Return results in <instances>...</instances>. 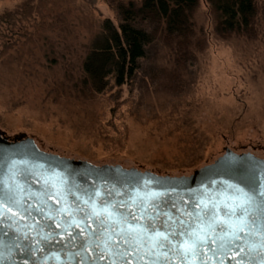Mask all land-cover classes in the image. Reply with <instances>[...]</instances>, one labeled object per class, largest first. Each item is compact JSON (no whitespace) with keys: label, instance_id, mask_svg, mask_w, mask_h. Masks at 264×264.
<instances>
[{"label":"rangeland","instance_id":"rangeland-1","mask_svg":"<svg viewBox=\"0 0 264 264\" xmlns=\"http://www.w3.org/2000/svg\"><path fill=\"white\" fill-rule=\"evenodd\" d=\"M255 2V37L218 36L199 0L202 41L187 63L157 42L133 82L88 97L82 61L103 18L117 23L107 0H0V131L75 160L171 176L225 148L264 159V0Z\"/></svg>","mask_w":264,"mask_h":264},{"label":"water","instance_id":"water-1","mask_svg":"<svg viewBox=\"0 0 264 264\" xmlns=\"http://www.w3.org/2000/svg\"><path fill=\"white\" fill-rule=\"evenodd\" d=\"M238 188L264 195V159L225 148L222 155L189 175L171 176L75 160L40 149L31 137H8L0 131V200L4 202L0 208L4 212L0 217V264H111L110 255L98 259L104 254V228L111 226L110 221L101 224L103 216L98 215L106 205L125 215L135 214L136 201L155 193L160 211L172 218L195 224L198 217L214 213L223 221L227 206L238 203ZM7 195L19 207L9 204ZM120 204L125 207L119 208ZM8 207L15 216L7 212ZM92 233L100 238V248L85 243L95 239ZM237 234L244 237L236 241L241 247L264 242L257 235ZM215 235L223 233L217 229ZM47 236L53 238L44 243ZM211 248L204 249V264H248L249 258L238 248H225L215 255ZM143 254L130 249L125 259L131 264H147L151 258L142 261L139 256Z\"/></svg>","mask_w":264,"mask_h":264},{"label":"trees","instance_id":"trees-1","mask_svg":"<svg viewBox=\"0 0 264 264\" xmlns=\"http://www.w3.org/2000/svg\"><path fill=\"white\" fill-rule=\"evenodd\" d=\"M107 2L116 13L117 23L103 18L99 32L90 43L82 61L83 74L79 80V90L84 96L92 97L110 87L133 82L141 70V61L148 58L149 47L157 42L170 49L175 61L187 63L193 40L202 41L195 35L194 12L199 0ZM205 2L218 36L255 37L260 16L255 0ZM150 73L159 74L156 70ZM171 81L177 82L175 77Z\"/></svg>","mask_w":264,"mask_h":264},{"label":"snow or ice","instance_id":"snow-or-ice-1","mask_svg":"<svg viewBox=\"0 0 264 264\" xmlns=\"http://www.w3.org/2000/svg\"><path fill=\"white\" fill-rule=\"evenodd\" d=\"M237 192L240 193L235 198L238 203L227 206L223 221L214 213L212 215L205 213L204 217H198V223L195 224L186 223L180 217L172 218L168 213L161 212L156 202L158 194L155 193L146 194L144 198L136 201L135 214L125 215L118 212L114 206L106 205L98 215L103 216L101 224L110 221L111 226L104 228L106 235L103 241L104 254L98 259L103 261L110 255L111 264H131L125 257L129 255V250L133 249L138 253L144 252L139 256L140 260H145L146 256L151 258L147 264H173V261H176V264H204L201 256L206 257L204 249L211 245L213 255L225 248L228 251L238 248L240 254L249 258L248 264H256L257 259L259 264H264V242L258 246L247 247H241L236 243L244 238L237 233H245L246 236L257 235L264 241V195L258 197L255 193L249 194L239 188ZM7 200L9 204L19 207L13 196L7 195ZM3 207L4 202L0 200V208ZM118 207L122 209L125 205L120 204ZM128 207L131 208L132 205ZM7 212L12 216L16 215L12 207H8ZM0 217H4L3 211H0ZM2 224L3 220H0V225ZM217 229L223 233L222 236L215 235ZM92 235L95 239L85 243L100 248V238L96 237L95 233ZM226 236H230L231 239H225ZM52 238L47 236L43 241L47 243ZM256 247L260 248L259 252L256 251ZM90 264H95V261H91Z\"/></svg>","mask_w":264,"mask_h":264}]
</instances>
